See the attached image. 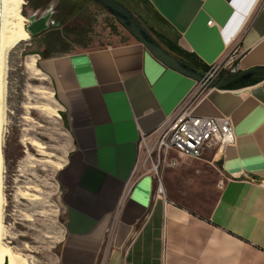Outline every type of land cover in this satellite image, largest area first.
Segmentation results:
<instances>
[{
  "label": "crops",
  "instance_id": "obj_1",
  "mask_svg": "<svg viewBox=\"0 0 264 264\" xmlns=\"http://www.w3.org/2000/svg\"><path fill=\"white\" fill-rule=\"evenodd\" d=\"M147 2L197 57V71L232 44L240 71L264 67V0ZM42 66L72 138L57 173L65 218L58 264H98L106 243V264H264V188L257 183L264 179V79L212 86L194 107L199 116L229 117L237 137L222 154L206 150L194 170H172L191 171L193 181L206 173L221 180L201 215L157 196L151 175L133 177L141 134L155 131L197 81L134 38L52 56Z\"/></svg>",
  "mask_w": 264,
  "mask_h": 264
},
{
  "label": "rangeland",
  "instance_id": "obj_2",
  "mask_svg": "<svg viewBox=\"0 0 264 264\" xmlns=\"http://www.w3.org/2000/svg\"><path fill=\"white\" fill-rule=\"evenodd\" d=\"M23 1L24 28L30 25L28 18L33 13L41 17L49 10L54 11L57 22L51 25V30L59 27L65 37L64 43L52 44L54 51L80 50L133 39L93 0ZM77 28L85 32L73 33ZM44 49L42 36H29L5 53L1 242L25 264H58L65 233L57 173L68 159L72 138L53 82L42 66L44 58L39 53ZM46 106L52 111L45 110ZM196 163V160L184 159L178 168L191 165L190 170H194L198 167ZM172 170L165 169V178H162L165 196H161L181 200L198 214L209 212L221 180L217 184L215 176L206 173L193 181L196 177H192L191 171L174 174ZM167 187L171 188L170 193Z\"/></svg>",
  "mask_w": 264,
  "mask_h": 264
},
{
  "label": "built area",
  "instance_id": "obj_3",
  "mask_svg": "<svg viewBox=\"0 0 264 264\" xmlns=\"http://www.w3.org/2000/svg\"><path fill=\"white\" fill-rule=\"evenodd\" d=\"M238 44L230 45L223 55L205 72L208 80L218 79L240 71ZM212 87L208 81L197 82L194 88L176 107L174 112L152 133L141 134L138 142V159L133 177L151 175L157 180V196L164 195L163 173L166 168H177L181 160L203 159L206 150L214 156L237 141L229 117H203L194 113L196 103ZM264 188V179L257 182ZM108 243L105 244L98 264H106Z\"/></svg>",
  "mask_w": 264,
  "mask_h": 264
},
{
  "label": "water",
  "instance_id": "obj_4",
  "mask_svg": "<svg viewBox=\"0 0 264 264\" xmlns=\"http://www.w3.org/2000/svg\"><path fill=\"white\" fill-rule=\"evenodd\" d=\"M105 11L112 15L118 23L139 43L144 45L159 61L173 70L200 82L208 81L213 87L225 88L229 85L254 77L264 76V67H255L246 71L227 74L218 79L208 80L205 73H201L186 63L171 55L155 39L151 32L139 21L134 13L118 0H93ZM1 0H0V29H1ZM52 11H47L40 19L29 17L30 25L26 27L29 36L34 37L48 31Z\"/></svg>",
  "mask_w": 264,
  "mask_h": 264
},
{
  "label": "trees",
  "instance_id": "obj_5",
  "mask_svg": "<svg viewBox=\"0 0 264 264\" xmlns=\"http://www.w3.org/2000/svg\"><path fill=\"white\" fill-rule=\"evenodd\" d=\"M128 7L134 15L139 19V21L151 32L155 39L166 49L171 55L180 61L186 63L187 65L197 69V57L178 45L179 34L168 25L163 19H161L153 10V8L148 4L147 0H118ZM116 20V19H115ZM117 21V20H116ZM118 22V21H117ZM113 29L116 31V27L113 25ZM54 30V31H52ZM51 28L44 32L43 34L37 35L42 36L45 42V49L39 54L42 58L47 59L52 56L67 54L73 51V48H64L59 51L52 50V44H62L65 42V37L60 34L59 27L56 29ZM85 30L80 28L73 29V33L81 35ZM87 47V46H86ZM209 69L206 68L205 72ZM264 79V76L254 77L251 79H246L238 83L227 86L226 88H240L254 84L260 80ZM65 126L68 128L66 122V115L63 114Z\"/></svg>",
  "mask_w": 264,
  "mask_h": 264
},
{
  "label": "bare ground",
  "instance_id": "obj_6",
  "mask_svg": "<svg viewBox=\"0 0 264 264\" xmlns=\"http://www.w3.org/2000/svg\"><path fill=\"white\" fill-rule=\"evenodd\" d=\"M23 0H1L0 29V264H25V261L1 242L2 208H3V156L1 153L2 127L4 123V92H5V53L20 41L28 39L24 28V18L21 15ZM46 93V92H45ZM52 111L50 107L44 108Z\"/></svg>",
  "mask_w": 264,
  "mask_h": 264
},
{
  "label": "flooded vegetation",
  "instance_id": "obj_7",
  "mask_svg": "<svg viewBox=\"0 0 264 264\" xmlns=\"http://www.w3.org/2000/svg\"><path fill=\"white\" fill-rule=\"evenodd\" d=\"M52 11V10H51ZM44 15V14H43ZM42 15V16H43ZM31 16H34L35 17V21H37L38 19H40L41 17H37L38 16V14L35 12V13H33ZM55 21L57 22V17H56V15H55V13H54V11H52V13H51V18H50V26L52 25V24H54L55 23Z\"/></svg>",
  "mask_w": 264,
  "mask_h": 264
}]
</instances>
